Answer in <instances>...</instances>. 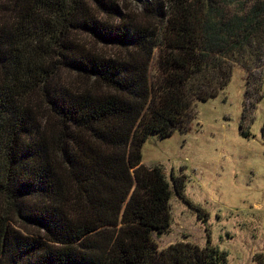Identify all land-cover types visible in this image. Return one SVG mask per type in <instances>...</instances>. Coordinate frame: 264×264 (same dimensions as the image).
Wrapping results in <instances>:
<instances>
[{
    "label": "trees",
    "instance_id": "obj_1",
    "mask_svg": "<svg viewBox=\"0 0 264 264\" xmlns=\"http://www.w3.org/2000/svg\"><path fill=\"white\" fill-rule=\"evenodd\" d=\"M135 1L154 26L113 0H0V264H226L209 236L204 246L158 247L172 195L207 214L186 197L185 175L167 179L162 167L145 166L141 147L150 134L186 127L193 104L229 83L230 56L249 93L252 76L238 57L250 45L264 53V0L232 16L209 0H173L170 12L167 0ZM91 5L120 20H98ZM77 31L123 55L103 57ZM54 58L83 84L59 81ZM10 208L31 236L10 224ZM255 260L264 264V255Z\"/></svg>",
    "mask_w": 264,
    "mask_h": 264
},
{
    "label": "rangeland",
    "instance_id": "obj_2",
    "mask_svg": "<svg viewBox=\"0 0 264 264\" xmlns=\"http://www.w3.org/2000/svg\"><path fill=\"white\" fill-rule=\"evenodd\" d=\"M113 1L131 20L150 23L151 27L156 24L135 0ZM167 1L165 11L170 12L173 0ZM201 1L206 2L197 3ZM209 1L230 16L242 15L251 4V0L243 7L236 0ZM91 11L98 20L112 24L120 20L92 5ZM74 34L105 58L123 55L120 46L104 44L79 31ZM247 49L238 58L246 62L252 76L248 94L245 71L230 56L233 70L229 83L214 97L193 104L186 127L175 129L165 138L150 134L141 147L145 166L162 167L167 179L171 172L185 175L186 197L207 214L204 221L205 216L172 195L171 225L166 233L153 236L160 249L181 240L204 246L209 236L211 244L226 254V264H258L256 255H264V53L251 45ZM256 54L263 61L257 63ZM54 61L59 66L58 58ZM55 75L67 86L83 84L81 76L60 66ZM53 85L51 81L46 84L47 88ZM32 95L39 113L48 115L40 92ZM5 209L0 196V211ZM5 214L15 229L30 236L35 231L15 216L13 209Z\"/></svg>",
    "mask_w": 264,
    "mask_h": 264
}]
</instances>
